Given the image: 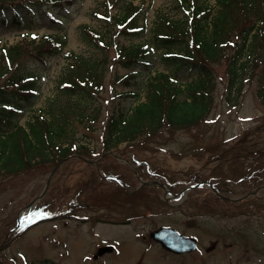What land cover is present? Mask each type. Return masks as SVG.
Listing matches in <instances>:
<instances>
[{"label":"trees","instance_id":"16d2710c","mask_svg":"<svg viewBox=\"0 0 264 264\" xmlns=\"http://www.w3.org/2000/svg\"><path fill=\"white\" fill-rule=\"evenodd\" d=\"M67 2L71 0H0V16L4 23L31 26L39 11L49 14ZM112 3L118 14L102 20L109 34L104 37L87 26L80 28L90 53H67L56 96L33 112L25 127L19 121L39 101L43 89V76L27 70V59L61 55L67 38L48 35L36 43L35 37H27L0 49V81L4 79L0 87V178L56 162L76 150L75 123L88 118L85 100L93 102L90 97L103 89V78L111 68L110 50L114 63L129 70L116 75L111 86L131 87V92L120 96L132 98L135 105L108 115L105 146L109 148L125 141L132 145L135 140H140L137 144L155 142L165 132L205 124L218 82L223 80L219 67H224L227 80L226 100L234 104L245 84L255 82L264 102V0H216L215 4L170 0L168 11L156 14L152 40H142L146 26L138 25L143 14L139 6L125 5L123 0ZM7 11H11L10 18ZM50 19L64 20L60 15ZM123 35L142 41L119 48L115 41ZM158 63L168 72L158 71ZM187 75L191 80L182 84Z\"/></svg>","mask_w":264,"mask_h":264},{"label":"rangeland","instance_id":"374dc122","mask_svg":"<svg viewBox=\"0 0 264 264\" xmlns=\"http://www.w3.org/2000/svg\"><path fill=\"white\" fill-rule=\"evenodd\" d=\"M103 1L77 0L71 7V14L67 20L69 22L63 26L68 35L65 52L74 50L77 53L89 54L90 49L81 41L78 26L82 24L97 25L92 17L95 16V11L104 8ZM130 1L149 9L148 18L149 21H152L154 10L161 6L168 9L169 0ZM150 2L152 3L151 8H149ZM51 25V22L47 21L45 17L40 16L32 30L27 28L18 30L14 26H1L0 47L4 44L22 42L24 39L20 40L21 34L26 32L57 34L55 30L51 29ZM110 58H114L113 50L110 51ZM64 63V57L60 56L49 61L48 68L40 65L41 69L46 70V80L44 96L35 107H41L46 97L56 94L54 90L55 75L59 74ZM158 69L163 70V67L158 65ZM223 70L224 68L221 67V76H223ZM121 72L124 71L121 70ZM107 81H110V76L107 77ZM221 87L222 84H220L219 97L210 115L211 118H209L215 121L213 124H201L191 130L177 129L165 132L159 135L158 142L152 143L149 150L142 148L136 154L127 153L120 157L132 158L140 163L144 162L143 165H137L131 161L136 166H140L139 174L145 176L144 178H149L150 181L182 186L209 179L211 183L216 184L223 196L229 198L230 205L228 207L216 204L212 208L213 213L198 222V220H189V213L201 211L204 207L196 208L187 202L182 203L185 199L188 202L196 200L199 195L194 191L191 192L189 198H187V191L183 192L184 196L181 200H174L169 203V206H165L162 200L140 197V195L131 198V204L130 200L128 202L116 201L112 196V187L102 186L96 189L98 185L116 184L113 181L106 180L107 182H105L99 179V176L105 175L99 174L100 166L98 164L88 166L87 163L76 159L68 160L57 170L46 193L37 200L46 190L51 171L59 161L50 165L37 166L17 176L0 178V237L7 233L12 225V221L11 224L8 222L12 213L20 211L28 204L33 203V206L29 217L26 219L25 216L21 217L24 224L32 219L30 216L34 215V209L39 208L41 214H51V216L57 214V218L32 227L26 235L22 236V240L18 241L20 244H13L9 248L1 249V251L6 250L0 255V264H134L141 259L143 253H146V256L140 264L167 263L165 259H160L162 262L166 261L164 263L157 260L158 256L156 257L154 254L157 253V249L155 248L156 250L153 251L152 248H149L151 244L148 242H144L146 251L140 246L136 262L132 255L114 257L112 262L106 260L107 258L104 261L102 259V261L86 259L91 255L78 252L71 245L76 246V240L81 234L88 233L92 236L93 227L90 224L80 225L63 218L72 204H74L75 211L80 210L79 215H84V212L87 211L86 215H106L117 219L127 218L131 214L141 216L142 213L149 212L150 209H154L160 215V210L168 209L167 213L173 215L171 219H164L163 216L158 215L159 217H155L156 221L164 223V221L171 220L175 223L174 226L187 233H198L201 236L202 251L199 264H264V190L259 191L254 197H247L238 203L232 202L234 199L241 198L243 194H247L251 190L254 191L252 188L255 183L260 182L264 185V105L256 98L255 84L246 86L245 93L235 105L222 99L223 89ZM117 91L121 92V88L118 87ZM99 96L100 99L95 103L85 100L88 107L85 112L89 113L93 107L98 108L99 102L101 103L100 113L96 114L92 120L76 122L74 133L75 141L79 140L83 147L76 153L85 152L84 156L88 157L87 152H96L94 161L98 160V155L103 150L102 138L107 112L112 111L124 101L121 97L111 98L112 93L109 89L100 93ZM107 100H110V104L107 103ZM124 102L132 105L131 99ZM30 115L31 112H27L26 117L21 120L22 123L26 122L27 116ZM252 156L255 158L249 160L248 158ZM109 162L111 164L110 174L121 173L126 180L124 177L126 171H123L119 165H115L117 161L109 157ZM251 166H253V170H251ZM90 174L94 179H88ZM241 175H244L245 180L237 179ZM127 183L132 191L141 186L140 181L136 179H127ZM90 184H96L95 188L88 190L87 185ZM207 188L209 187H202L201 199L206 197ZM80 191L81 194L78 195L77 192ZM75 198L76 202L73 203ZM159 198L161 199V197ZM70 199L72 200L70 201ZM77 201L82 206H75ZM46 203L48 205L41 208ZM85 205L87 206L85 207ZM214 211L222 212L225 215H219ZM189 221H191V225H188ZM151 225L150 218L135 217L133 223L130 224V229L126 230L127 232H108L104 235V239L110 240L107 236L113 234L112 237H118L116 241L122 242L123 239L127 241L133 233L146 232ZM112 226L120 231L121 229L125 230L120 223ZM114 228L109 227L110 230ZM215 243H217L216 248L209 252L208 249ZM88 245L91 246L90 250H93L90 240ZM42 259H49V262ZM167 260L175 259L168 258Z\"/></svg>","mask_w":264,"mask_h":264},{"label":"water","instance_id":"95a60500","mask_svg":"<svg viewBox=\"0 0 264 264\" xmlns=\"http://www.w3.org/2000/svg\"><path fill=\"white\" fill-rule=\"evenodd\" d=\"M55 170H56V169H55ZM55 170L53 171V173L55 172ZM161 232H162V231H157V232H155V233L153 234V236L160 235L159 233H161ZM157 238H159V236H158ZM185 245H186V247L183 249V251H184V250H189L190 248L187 246L188 243L185 242Z\"/></svg>","mask_w":264,"mask_h":264},{"label":"flooded vegetation","instance_id":"af4514ba","mask_svg":"<svg viewBox=\"0 0 264 264\" xmlns=\"http://www.w3.org/2000/svg\"><path fill=\"white\" fill-rule=\"evenodd\" d=\"M126 222H131V220H127Z\"/></svg>","mask_w":264,"mask_h":264}]
</instances>
